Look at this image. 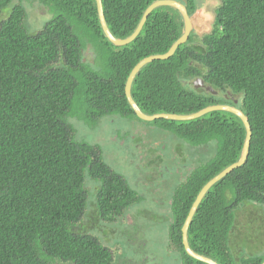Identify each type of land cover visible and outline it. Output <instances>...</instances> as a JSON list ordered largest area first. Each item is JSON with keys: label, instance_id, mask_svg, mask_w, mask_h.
I'll use <instances>...</instances> for the list:
<instances>
[{"label": "trees", "instance_id": "16d2710c", "mask_svg": "<svg viewBox=\"0 0 264 264\" xmlns=\"http://www.w3.org/2000/svg\"><path fill=\"white\" fill-rule=\"evenodd\" d=\"M156 1L102 0L109 30L128 38ZM186 1L191 16L195 0ZM33 7L49 14L36 33L27 25ZM215 13L203 40L190 35L170 59L144 66L131 95L147 115H190L237 98L231 106L252 129L248 159L206 194L188 240L218 264H262L264 253L237 256L231 237L242 206L264 205V0H219ZM183 32L181 14L159 7L132 43L116 47L102 31L95 0H0V264H116L111 224L122 217L121 227L131 226L127 216L141 198L99 146L77 137L74 122L87 128L141 122L125 95L127 79L142 60L167 53ZM196 78L217 94L194 88ZM154 123L196 147L217 143L215 157L173 192L168 215L170 248L182 264H205L186 253L182 227L201 189L239 160L244 124L224 111ZM124 136L131 141L130 132ZM101 227L112 233L101 236ZM121 244L127 252L128 241Z\"/></svg>", "mask_w": 264, "mask_h": 264}, {"label": "rangeland", "instance_id": "374dc122", "mask_svg": "<svg viewBox=\"0 0 264 264\" xmlns=\"http://www.w3.org/2000/svg\"><path fill=\"white\" fill-rule=\"evenodd\" d=\"M174 1L183 3V0ZM195 3L198 10L192 16L196 18L194 20L196 26L194 38L200 41L205 35L212 32L215 10L219 5V0H195ZM9 11L10 6L7 8V13ZM2 17L5 15L2 14ZM44 17L46 19L49 17L46 8H29L27 25L30 24L28 27L31 33L41 30V22L46 20L43 19ZM44 23L42 22L43 25ZM85 57V60L90 59L91 53L85 52ZM134 122L127 121L125 124V121L122 120H117V122L111 120L109 123L98 122L89 128L83 126L81 122H74L77 137L99 146L104 161L112 169L125 176L129 182L133 183L132 179H135L141 190L136 189L139 196L147 195L149 206H155L161 210L148 208L145 200L135 203L129 213L134 218L127 216L131 226L121 227L125 221L122 217H119L116 223L111 224H116L113 231L119 243L109 247L113 255L116 256L123 252L121 242L128 241V244L132 243V247L139 248L140 255L145 258L140 260L139 257L137 264H181L175 249H169L170 199L173 190L178 186V181L185 180L196 168L205 165L215 157L217 143L213 141L203 146H192L174 133L161 130L154 122L138 120ZM129 132L132 134L131 141L124 139V134ZM160 141L162 143L155 147L154 144ZM162 145L166 146H163L164 153L159 149ZM169 154L173 156V160L167 157ZM182 164L185 167L180 169ZM166 166L172 170V175L166 177V179L170 178L169 180L160 177L162 170L165 173ZM166 174H169L168 169ZM92 186L93 184H91ZM100 229L97 233L101 236L108 232V235L112 233L108 227ZM231 244L237 256L242 253L249 255L250 251L264 253V205L252 207L251 204H245L242 206L237 212ZM239 250L240 252H238ZM128 256L135 259L131 249L128 250ZM115 260L116 264L131 263L121 262L119 257Z\"/></svg>", "mask_w": 264, "mask_h": 264}, {"label": "water", "instance_id": "95a60500", "mask_svg": "<svg viewBox=\"0 0 264 264\" xmlns=\"http://www.w3.org/2000/svg\"><path fill=\"white\" fill-rule=\"evenodd\" d=\"M95 1H96L97 12H98V17H99V21H100L102 31H103L104 35L106 36V38L109 40V42L116 47H123V46L129 45L130 43H132L139 36L140 32L142 31V29L144 27L145 22L147 21V18L156 8L171 7L173 9L177 10L183 18L184 32H183L182 36L172 45V47L169 49V51L165 54L150 56V57L142 60L132 70V72L130 73V75L127 79L126 86H125V95H126V98L128 100L129 105L131 106L134 113L136 114V116L141 121L154 122V121H157L160 119L170 120V121H192L195 119H199L202 116H204L210 112L224 111V112H228V113H231V114L237 116L242 121V123L244 124L246 136H245V141L243 144V148H242V152H241V156H240L239 160L236 163L229 166L228 168H226L220 174L215 176L212 180H210L201 189V191L197 195V197H196V199H195V201H194V203L190 209V212H189V214L185 220V223L182 227V241H183V246L185 248L186 253L191 258H193L197 261L203 262L205 264H218L214 260H212L208 257H205L203 255H200L191 249V247L189 245V240H188V230H189L190 224L192 222V219L198 210L199 205L201 204L202 200L204 199L206 194L209 192V190L217 182H219L220 180L225 178L228 174L233 172L235 169L240 168L241 166H243L246 163L248 156H249L250 145H251V140H252V129H251L250 122H249L248 118L246 117V115L242 112V110H240L236 106H231V105L209 106V107L204 108L203 110H201L197 113L190 114V115H178V114L147 115V114L143 113L141 111V109L139 108V106L135 103V101L133 100L132 95H131V88H132L135 77L137 76V74H139L141 69L144 66H146L147 64L152 63L153 61H157V60L165 61V60L170 59L175 54L176 50L181 45L185 44L188 41L192 30L196 29V26L194 25V20L196 18L190 17V15L188 14L187 8L185 6V3H186L185 0H183V3L177 2L174 0H159V1H156L153 4H151L146 9V11L144 12L136 30L134 31V33L132 35L129 36L128 38L120 39V38H116L108 28L106 18H105V14H104L102 0H95ZM193 84H194L196 89L202 88V89H205L206 91H208L210 93H213L214 95L217 94V92H215L212 89V87L206 86L204 83V80H202L201 78H196L194 80ZM237 103L238 102L236 101L235 104L237 105ZM262 264H264V262Z\"/></svg>", "mask_w": 264, "mask_h": 264}, {"label": "flooded vegetation", "instance_id": "af4514ba", "mask_svg": "<svg viewBox=\"0 0 264 264\" xmlns=\"http://www.w3.org/2000/svg\"><path fill=\"white\" fill-rule=\"evenodd\" d=\"M189 2H186L185 3V6H186V8L188 9V7H191L190 5H186V4H188ZM194 6H196V11L194 12V13H196L197 12V10H198V6H197V4L194 2ZM7 9H5V15H7V11H6ZM188 11V10H187ZM189 13V12H188ZM193 13V14H194ZM193 14L190 16V17H192L193 16ZM216 14V13H215ZM216 16V15H215ZM184 23V22H183ZM194 32H195V29H193L192 30V34H191V36L192 35H195L194 34ZM194 82V81H193ZM193 82H192V85H193V87L195 88V86H194V84H193ZM126 86V85H125ZM227 104H230V105H232V103L234 104V105H236L235 104V102L237 101L238 102V100H237V98H235L234 96H230V97H228L227 99ZM228 100H230V101H232L231 103L228 101ZM226 104V105H227ZM161 130H163V129H161ZM164 131V130H163ZM132 139H133V137H132ZM127 140V139H126ZM129 140V139H128ZM130 141V140H129ZM164 142V141H163ZM129 143V142H128ZM160 143H162V141H160L159 143H155L154 145H155V147H156V145L157 144H160ZM163 146H165V145H162L161 147H159V149H161L162 150V152L164 153V147ZM193 146V145H192ZM166 147V146H165ZM157 149V148H156ZM166 156V155H165ZM167 157L168 158H170V160H173L174 158H173V156H171L170 154L169 155H167ZM183 167H185L184 166V164H182V165H180V169H182ZM168 169V171H169V174H166V172H167V169ZM166 168H165V173H164V170H162L161 171V178H165L166 179V177H170L172 174V170H170L169 168H168V166H166ZM154 170V169H153ZM194 172V171H193ZM192 172V173H193ZM191 173V174H192ZM191 174L189 175V176H187V178H185V180H183V181H178V183H177V187L173 190V191H175L178 187H181L182 185H184L185 183H187V181H188V178L191 176ZM170 179V178H169ZM169 179H166V180H169ZM132 181H133V183H131V185L135 188V189H137V190H139V191H141L140 190V188L138 187V184L139 183H137L136 182V180L135 179H132ZM140 198L142 199V200H139L138 202H140V201H144L145 200V202H146V204H147V206H148V208H152V209H157V210H159V208H156L155 206H149V200H148V196L147 195H145V194H141L140 195ZM170 201L172 202V197H171V199H170ZM134 205V204H133ZM133 205L131 206V208L133 207ZM170 210H171V204H170ZM159 211H161V210H159ZM130 217H133V215L131 214V215H129ZM134 218V217H133ZM128 219V218H127ZM88 221L89 222H91V218H88ZM126 222V220L124 221V223ZM130 224V223H129ZM122 225V224H121ZM131 225V224H130ZM127 246H128V248H129V250L131 249L132 251H133V255H134V257H135V259H133V258H130L129 256H128V251L126 252V251H123L122 253H123V255H124V258H121L122 256H121V254H117V256H119V258H120V261L122 262V261H128V262H131L130 264H137V262H138V258L140 257V260L141 259H145V258H143L141 255H140V253H139V248H136V247H132V243L131 244H127ZM169 249H171L170 247H169ZM127 255V256H126ZM178 258H179V260H180V257L178 256ZM146 262V261H145ZM144 262V263H145ZM154 262V261H153ZM180 262H181V264H182V261L180 260ZM143 264V263H142ZM154 264V263H153Z\"/></svg>", "mask_w": 264, "mask_h": 264}, {"label": "clouds", "instance_id": "9594fccd", "mask_svg": "<svg viewBox=\"0 0 264 264\" xmlns=\"http://www.w3.org/2000/svg\"><path fill=\"white\" fill-rule=\"evenodd\" d=\"M186 1V0H185ZM187 2V1H186ZM189 14V13H188ZM191 34H192V32H191Z\"/></svg>", "mask_w": 264, "mask_h": 264}]
</instances>
